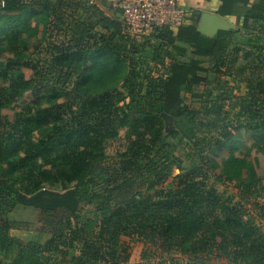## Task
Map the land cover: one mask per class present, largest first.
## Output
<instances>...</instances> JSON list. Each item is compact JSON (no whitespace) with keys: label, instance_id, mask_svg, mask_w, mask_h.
Returning a JSON list of instances; mask_svg holds the SVG:
<instances>
[{"label":"trees","instance_id":"1","mask_svg":"<svg viewBox=\"0 0 264 264\" xmlns=\"http://www.w3.org/2000/svg\"><path fill=\"white\" fill-rule=\"evenodd\" d=\"M215 1L216 13L236 31L202 35L196 26L200 13L188 10L179 28L145 36L176 56L189 53V63L168 50L170 75L145 83L135 58L139 39L127 33L117 12L114 20L97 9L80 19L67 14L61 0H0V254L16 249L10 264H48L43 253L59 252L60 246H76L78 264H130L122 238L145 245L135 264H184L160 258L173 252L264 264V236L239 202L206 186L209 172L247 191L258 183L253 171L249 179L243 176L248 160L235 155L230 125L217 122L232 96L222 95L220 104L209 95L213 82L226 84L220 79L229 76L234 37L264 36V0ZM50 32L57 39L49 45V59L35 64L30 44ZM249 82L250 95L263 91V83L254 92ZM100 86L103 92L94 94ZM196 90L202 91L201 105L188 110V122L216 126L219 136L196 166L167 182L158 157L169 134L159 116H180L184 95ZM236 99L237 117L246 120L238 128L252 133L263 151L264 110L254 109L251 97ZM11 105L19 109L13 120L2 114ZM114 145L120 147L110 156ZM84 203L97 205L98 218L79 225ZM18 205L40 212L43 231L51 235L45 246L23 245L9 235L22 227L6 218Z\"/></svg>","mask_w":264,"mask_h":264},{"label":"rangeland","instance_id":"2","mask_svg":"<svg viewBox=\"0 0 264 264\" xmlns=\"http://www.w3.org/2000/svg\"><path fill=\"white\" fill-rule=\"evenodd\" d=\"M56 2L57 0H50ZM65 1L63 9L67 14L75 15L77 18L83 19L87 12L94 9L99 10L102 16L109 19H116L115 11L106 3L100 0H61ZM197 26V24H196ZM97 31L103 32L102 29L97 28ZM197 31L203 35L202 31ZM215 36V35H214ZM43 37V38H42ZM42 38V39H41ZM57 39L56 34L53 32L47 35H39L37 41L30 44V51L28 54L31 60L37 64H42L49 59V45ZM138 54L135 55L138 61V68L142 70L144 79L147 82L151 79L165 80L170 75V65L173 60L167 55L169 49L155 47L153 39H148V36H138ZM145 47L143 48L142 45ZM129 49V47L127 48ZM171 51V50H169ZM172 52V51H171ZM174 58L179 62H187L191 58L187 52L180 56L172 52ZM230 57L227 62L229 67V76L220 79V82L226 83L225 85H218L213 82L210 86L211 99H219L222 95H231L232 99L226 104L219 99L220 104L225 105L224 108L227 113L222 114L217 122L223 125H230L228 131L231 133L235 140L234 148L235 155L241 157L245 155L248 160V169L244 171L243 176L247 179L250 177L252 171L255 173L258 183L255 187L251 185L250 191L248 188L238 186L237 183H222L218 179V173L209 172L206 186L213 187L218 196L226 199L232 198L239 202L246 215L254 225L258 228L264 236V150L258 151L254 143L256 141L252 133L238 128V126L246 123L245 118L237 117L238 107L233 106L234 102L242 98L251 97V105L254 109L264 110V36L260 35H236L233 39ZM133 55L132 53L130 54ZM7 57L1 60V63H6ZM26 77L31 76V72L24 70ZM247 81L254 85V92H258L257 84L263 83V91L258 94L250 95ZM251 85V84H250ZM104 86L93 89V93L97 94L103 92ZM122 95H126L121 86L115 87ZM232 91H230V90ZM230 92V93H229ZM226 93V94H223ZM249 94V95H248ZM202 91L196 90L184 95L183 105L185 110L180 116L163 115L159 116L162 124L163 133L169 134L168 138L164 140L161 153L158 157L159 163L165 164L161 176L166 178L167 182L173 181L179 174L196 166L200 160L199 158L207 151V148L212 144L218 136L216 126L211 129L205 127V124L194 126L187 119V112L190 109H196L201 105ZM19 109L15 110L11 107H6L2 114L9 120H13L14 114ZM214 124V123H213ZM120 147V146H119ZM114 145L108 151V155L112 156L119 149ZM227 150L223 154H227ZM201 155V156H200ZM110 161V159H109ZM160 169V168H159ZM158 169V170H159ZM160 175V174H159ZM44 189L57 190V188H50L44 186ZM6 218L10 222H18L22 225L21 229L12 230L9 232L11 237H14L21 244L26 245L30 242L45 246L47 241L51 239V235L42 228V221L40 212L33 208L16 206L10 211ZM98 218L97 205L91 203H84L79 209V225L84 224L87 220H96ZM122 243L125 247L128 246L129 263L135 264L141 261L142 253L145 250V245L139 240L133 238H122ZM17 250L14 249L10 254L4 256L0 254L2 264H10L16 257ZM43 256L48 259V264H78L77 257L79 250L75 246L73 248H66L60 246V251H45ZM76 257V258H75ZM160 258L165 260H180L184 264H227L221 262L216 255L214 256H196V257H182L178 253H168L160 255Z\"/></svg>","mask_w":264,"mask_h":264},{"label":"built area","instance_id":"3","mask_svg":"<svg viewBox=\"0 0 264 264\" xmlns=\"http://www.w3.org/2000/svg\"><path fill=\"white\" fill-rule=\"evenodd\" d=\"M109 5L132 37L148 35L157 29L179 28L188 10L174 0H100Z\"/></svg>","mask_w":264,"mask_h":264},{"label":"crops","instance_id":"4","mask_svg":"<svg viewBox=\"0 0 264 264\" xmlns=\"http://www.w3.org/2000/svg\"><path fill=\"white\" fill-rule=\"evenodd\" d=\"M177 3L180 7H183L184 9L189 10L190 12L198 11L200 13L199 17L196 18L197 20L196 24L199 31L208 33L210 35H214L218 32V29L212 23H210V21L204 18L205 15L219 16L216 13L217 3L215 0H212L209 3L204 2V0H177ZM221 18L227 21L230 25H232L236 31V27L234 26L231 20H228L227 18H223V17Z\"/></svg>","mask_w":264,"mask_h":264},{"label":"water","instance_id":"5","mask_svg":"<svg viewBox=\"0 0 264 264\" xmlns=\"http://www.w3.org/2000/svg\"><path fill=\"white\" fill-rule=\"evenodd\" d=\"M204 18L208 21H210V23H212L217 29L218 31H235V28L230 25L227 21H225L224 19H222L221 17L217 16V15H205ZM214 32V31H212ZM203 35L208 36L210 38L214 37V35H210L208 33H204L202 32ZM185 63H189V61L185 62Z\"/></svg>","mask_w":264,"mask_h":264}]
</instances>
